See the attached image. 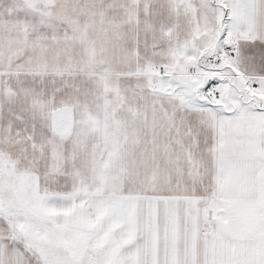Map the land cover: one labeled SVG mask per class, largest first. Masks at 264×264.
I'll return each instance as SVG.
<instances>
[{
    "label": "snow or ice",
    "instance_id": "obj_1",
    "mask_svg": "<svg viewBox=\"0 0 264 264\" xmlns=\"http://www.w3.org/2000/svg\"><path fill=\"white\" fill-rule=\"evenodd\" d=\"M0 264H264V0H0Z\"/></svg>",
    "mask_w": 264,
    "mask_h": 264
}]
</instances>
